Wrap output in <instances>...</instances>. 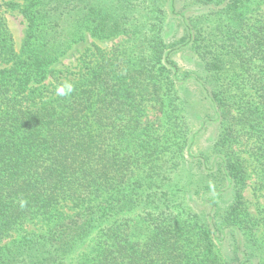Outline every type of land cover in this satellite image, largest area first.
<instances>
[{"label": "trees", "instance_id": "1", "mask_svg": "<svg viewBox=\"0 0 264 264\" xmlns=\"http://www.w3.org/2000/svg\"><path fill=\"white\" fill-rule=\"evenodd\" d=\"M193 2L210 9L0 0V264H71L75 254V264H264V204L252 213L246 203L250 173L240 153L248 147L263 192L264 0ZM9 7L26 25L19 50ZM254 10L250 24L244 15ZM88 36H123L133 49L92 44L64 68ZM182 47L203 63L194 80L171 58ZM64 82L74 91L59 96ZM189 83L217 119L211 155L190 149ZM184 150L202 186L175 175ZM225 185L230 198L216 217L214 190ZM195 194L212 215L192 205Z\"/></svg>", "mask_w": 264, "mask_h": 264}, {"label": "rangeland", "instance_id": "2", "mask_svg": "<svg viewBox=\"0 0 264 264\" xmlns=\"http://www.w3.org/2000/svg\"><path fill=\"white\" fill-rule=\"evenodd\" d=\"M8 1H18V0H8ZM183 2L187 4H183ZM175 6L177 10L180 9L182 11L183 15H189L195 12L200 13L203 11H208L210 9L209 5H202L196 2L189 3V0L187 1L176 0ZM261 8H264V5ZM4 16L8 28L12 33L15 48L16 50H19L26 33V25L24 19L16 7L5 8ZM244 16L246 17L247 22H249L250 24H253L256 18L259 17L257 16L255 10L252 12H247ZM174 27L176 31L179 29V33H180L181 28L179 26H174ZM208 29H210V27H208L206 30ZM92 44H95L98 48H100L101 51H105V52H108L115 47L128 48L129 51L133 49L132 40L129 41L123 36L112 37L108 39H96L88 36L85 41L77 43L72 49V51L67 55V57L63 59L62 61L63 67L64 68L68 67L70 69L73 66H75L77 62L76 57ZM171 58L178 66L180 73H184V72L191 73V76H189L188 79L194 80L195 75L198 74L200 75L205 73V71H203L202 68L203 63L196 54L195 50L182 47L174 51V53L171 54ZM186 98H187L186 115L191 130L190 149L194 153H203L206 155H211L213 143L218 135V126H217L218 123H217V119L214 116V113L210 109V103L208 99L204 95H202L199 86L194 83L187 84ZM148 114L150 117L153 118L156 115V111L149 108ZM243 149L244 150L241 151L240 153L242 157L247 159L246 161L247 170L250 173L246 180V185L243 190V195L245 197L246 203L249 206L250 211H252V213H255L258 210L262 209V205L264 204V191L262 190L263 192H261L255 190V185H256L255 183L256 181H258L259 178L257 177V173L253 170V167L254 165H257V163L252 160L250 155H248L247 152L248 147L244 146ZM188 154L189 151L184 150V154H183L184 159L181 168H179L178 171L176 170L175 175L178 177L181 183H185V186H189V187H194L195 185L202 186V184L206 181L203 176H199V174L190 175V171H189L190 169L188 168L187 165L188 162L185 161L186 158H188L187 157ZM197 188L201 189L202 187L201 188L197 187ZM227 190L228 188L226 189V185L223 186L222 188L214 190L221 193L215 199L217 201L216 217H219L222 214L224 208L226 207L227 202L229 201L230 195L228 194ZM198 196L199 195L195 194L193 195V197H191L192 205L199 210L208 211L210 215H212L213 209L211 211L210 208L206 206L207 204L206 202L201 203V201L198 200ZM6 240L8 239H5V241H1V242H6ZM93 240H94V234L90 235L87 241H93ZM220 241L221 243H223L225 239H221ZM86 248H87V244L84 245L81 251L85 250ZM225 250L226 248H224L223 251L225 252ZM77 259L78 256L75 254L73 256V260L71 264H75Z\"/></svg>", "mask_w": 264, "mask_h": 264}, {"label": "clouds", "instance_id": "3", "mask_svg": "<svg viewBox=\"0 0 264 264\" xmlns=\"http://www.w3.org/2000/svg\"><path fill=\"white\" fill-rule=\"evenodd\" d=\"M74 91V87L71 83L64 82L56 87V94L59 96L70 95Z\"/></svg>", "mask_w": 264, "mask_h": 264}]
</instances>
